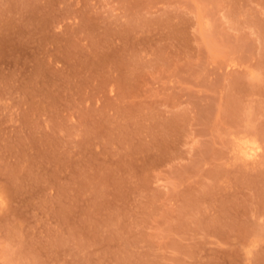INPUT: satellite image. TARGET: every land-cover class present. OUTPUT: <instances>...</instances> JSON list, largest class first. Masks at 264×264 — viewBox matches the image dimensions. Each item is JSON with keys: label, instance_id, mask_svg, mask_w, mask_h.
I'll return each mask as SVG.
<instances>
[{"label": "rangeland", "instance_id": "374dc122", "mask_svg": "<svg viewBox=\"0 0 264 264\" xmlns=\"http://www.w3.org/2000/svg\"><path fill=\"white\" fill-rule=\"evenodd\" d=\"M0 264H264V0H0Z\"/></svg>", "mask_w": 264, "mask_h": 264}]
</instances>
